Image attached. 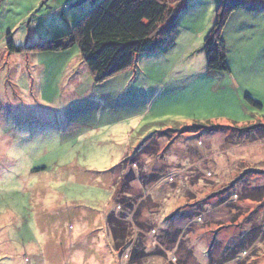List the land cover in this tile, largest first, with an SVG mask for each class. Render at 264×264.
Returning <instances> with one entry per match:
<instances>
[{
    "label": "rangeland",
    "instance_id": "374dc122",
    "mask_svg": "<svg viewBox=\"0 0 264 264\" xmlns=\"http://www.w3.org/2000/svg\"><path fill=\"white\" fill-rule=\"evenodd\" d=\"M100 1L0 0V264H128L134 249L140 264H264V139L239 132L264 124V12L227 20L228 73L203 51L220 0H187L173 47L100 84L76 46L10 52L67 34ZM126 176L130 212L114 203Z\"/></svg>",
    "mask_w": 264,
    "mask_h": 264
},
{
    "label": "trees",
    "instance_id": "16d2710c",
    "mask_svg": "<svg viewBox=\"0 0 264 264\" xmlns=\"http://www.w3.org/2000/svg\"><path fill=\"white\" fill-rule=\"evenodd\" d=\"M186 4L187 0H181L177 6L171 8L167 0H101L67 34L28 48L15 47L10 42V52L58 53L76 46L94 81L100 84L130 69L139 57L164 52L173 47L178 34L180 16L186 8ZM243 5L240 0H220L216 7L215 21L203 41V51L210 72H229L227 49L222 31L230 15ZM246 8L250 11L254 10L252 7ZM246 99L253 107L263 108L261 104L252 99L248 97ZM220 128L222 127L213 129ZM259 129L257 136L251 133ZM239 132L250 134L256 141L264 139V124L240 129ZM152 145L149 144L140 150L143 157L155 154L156 149ZM130 162L134 167L138 165L135 157ZM129 175H132L131 172ZM132 181H134L133 177L126 176L114 199L115 204L126 206L124 208L129 212L132 210V204L127 203L128 184ZM233 195L240 197L235 193ZM262 197L263 192L257 189L243 194L240 198L254 201L260 200ZM118 215L113 210L106 216L116 252H120L128 234L122 221L125 216ZM167 237H169L168 233L164 232L163 238ZM173 237L175 240L174 235ZM141 258L142 253L134 249L128 264H140Z\"/></svg>",
    "mask_w": 264,
    "mask_h": 264
},
{
    "label": "crops",
    "instance_id": "0c3cea01",
    "mask_svg": "<svg viewBox=\"0 0 264 264\" xmlns=\"http://www.w3.org/2000/svg\"><path fill=\"white\" fill-rule=\"evenodd\" d=\"M246 2V1H245ZM247 5L245 6V4L241 7H239L238 10H244L246 12H249V13H257V12H264V1L260 2V1H256V2H246ZM246 7H252L254 8V10L250 11V9L248 10ZM20 249H16L15 247L14 248H10L8 247L6 249V254L8 256V258H12L14 263L16 262V260L18 259L21 263V259H23V255L21 256V254L19 253Z\"/></svg>",
    "mask_w": 264,
    "mask_h": 264
}]
</instances>
